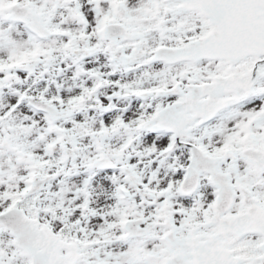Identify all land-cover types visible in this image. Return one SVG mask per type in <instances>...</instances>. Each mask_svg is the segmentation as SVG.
Listing matches in <instances>:
<instances>
[{
    "label": "snow or ice",
    "instance_id": "1",
    "mask_svg": "<svg viewBox=\"0 0 264 264\" xmlns=\"http://www.w3.org/2000/svg\"><path fill=\"white\" fill-rule=\"evenodd\" d=\"M0 264H264V0H0Z\"/></svg>",
    "mask_w": 264,
    "mask_h": 264
}]
</instances>
